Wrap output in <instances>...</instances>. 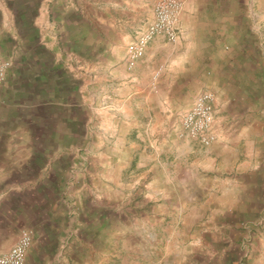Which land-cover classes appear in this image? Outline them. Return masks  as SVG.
Listing matches in <instances>:
<instances>
[{
    "label": "rangeland",
    "instance_id": "1",
    "mask_svg": "<svg viewBox=\"0 0 264 264\" xmlns=\"http://www.w3.org/2000/svg\"><path fill=\"white\" fill-rule=\"evenodd\" d=\"M181 2L128 67L151 0H0V254L25 228V264H264V0ZM206 90L208 145L180 135Z\"/></svg>",
    "mask_w": 264,
    "mask_h": 264
},
{
    "label": "built area",
    "instance_id": "2",
    "mask_svg": "<svg viewBox=\"0 0 264 264\" xmlns=\"http://www.w3.org/2000/svg\"><path fill=\"white\" fill-rule=\"evenodd\" d=\"M182 8L181 0H152V19L146 24L126 48V64L133 67L140 60L148 44L156 37L162 36L169 42L178 38V17ZM10 67L9 59L0 56V85L5 81ZM162 65L153 73L151 84L154 86L160 77ZM213 93L209 90L199 93L191 106L180 119V135L198 140L208 145L214 136L210 130L213 121ZM32 242V234L22 229L16 242L0 254V264H25L27 249Z\"/></svg>",
    "mask_w": 264,
    "mask_h": 264
},
{
    "label": "crops",
    "instance_id": "3",
    "mask_svg": "<svg viewBox=\"0 0 264 264\" xmlns=\"http://www.w3.org/2000/svg\"><path fill=\"white\" fill-rule=\"evenodd\" d=\"M151 4H152V0H151ZM183 5H184V3H183ZM200 7H201L200 5H197L198 9ZM182 14L183 13L181 12L180 15H179V20H178L179 35H178V38L176 39V41L179 39V37H183V34L185 32V29H186V27L184 26V23L182 21ZM150 16H151L150 19L145 23L144 27L152 19V17H153L152 11H151V15ZM144 27L142 29H144ZM191 30H192L191 33H192L193 39L198 40V41H201V40H203V41H213V40H215L217 38V35H219L220 37H225L224 34H226L225 29L220 28L219 26H215L213 24L212 18H211L210 15H208V14L207 15H203V14H200V13L197 15V17H194L192 19V29ZM136 35L134 36V38L136 37ZM160 41H166L167 43H172V42L167 41L162 36H156L149 44L153 45V43H157V42H160ZM176 41H174V42H176ZM207 44L209 45V42ZM207 44L202 43L201 45L200 44H198V45H199V47H203L204 48ZM212 46L213 45H210L211 48H212ZM0 52H2V55H3L2 57L3 58H5V57L7 58L8 57L7 56L8 52L1 51V48H0ZM125 55H126V51L124 53V63L126 64ZM48 63L49 62H47L46 60H43L41 62L43 67H45L46 64H48ZM57 67H59V65H57L56 63H52V67L50 68L49 72H54L55 71L56 72L55 75L57 74V72L60 73L61 71ZM8 72H9V70L7 71V73ZM46 72H47V70H46ZM62 78L65 79L66 75L64 77H62ZM41 79H43V76H41ZM57 87L58 88H56V89H57V91H59V84L57 85ZM36 239L35 238L33 239L32 246L35 245V240ZM29 251H30V249L27 250L26 256L29 255Z\"/></svg>",
    "mask_w": 264,
    "mask_h": 264
}]
</instances>
